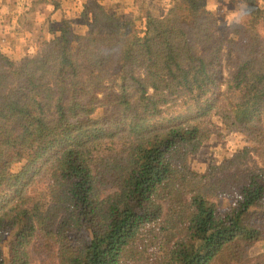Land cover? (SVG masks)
<instances>
[{
	"label": "trees",
	"instance_id": "trees-1",
	"mask_svg": "<svg viewBox=\"0 0 264 264\" xmlns=\"http://www.w3.org/2000/svg\"><path fill=\"white\" fill-rule=\"evenodd\" d=\"M218 1L83 0L0 52V264H264V0ZM215 117L250 146L199 173Z\"/></svg>",
	"mask_w": 264,
	"mask_h": 264
},
{
	"label": "rangeland",
	"instance_id": "rangeland-1",
	"mask_svg": "<svg viewBox=\"0 0 264 264\" xmlns=\"http://www.w3.org/2000/svg\"><path fill=\"white\" fill-rule=\"evenodd\" d=\"M76 1H77V6L74 8V14H70L66 17L71 19L70 24L72 26L73 31L77 34H83V32L85 31V16L83 15V6L81 7V2L83 3V0H76ZM163 1L168 2L171 0H163ZM86 2L87 0H85V3ZM97 2H100L101 5L107 9L118 11L119 12L118 14L123 16V18L125 19H133L141 11V8L138 9V12L137 10H134L133 0H97ZM61 4L62 6H64L65 0H62ZM207 5L209 10L213 12L220 8L221 13L224 14V18L226 17L228 19H232L231 17V12L233 10V7H231L232 4L226 3V5H224L221 4L218 0H208ZM154 9H156V7ZM85 10L88 11L86 8ZM145 10H142V13L139 16V18L143 15ZM44 14H48V13H44ZM219 15L221 16L222 14ZM9 22H10L9 18L1 10L0 38L4 39L3 32L12 33L15 29L16 32H19L20 29L23 28L22 26L26 25V23L22 24L19 22H15L13 24H10ZM39 22L41 23L43 22L39 17L37 19L30 18L29 25L33 28H29L25 32L27 37L22 36L25 39V42H20L22 38L20 37L16 41H11L10 39L6 40L3 46V41H2V46H0L1 52L5 53L11 59H14L17 62L20 61V59L25 57L26 55H29L28 53H39L40 51H42L43 48H45L46 45L49 43L48 40L50 35L47 34L48 37L46 35V33L49 32L48 29H44L40 31L37 30ZM136 26L139 29L141 28L140 21L136 22ZM23 31L19 34V36L23 34ZM40 34H42L44 41L40 39ZM194 46L197 48V42L194 44ZM24 48L28 49V53L27 52L24 53L23 51ZM224 50L227 51V45H225ZM0 65H2L1 60H0ZM221 88L225 89L226 88L225 84L222 85V83H220V89ZM213 122L215 123V125H217L218 129L213 132L214 134L211 135L210 139L207 142L203 143V145L199 148L197 153L190 157L189 167L192 170L199 173H204L209 167L222 163L225 159L231 158L236 153H240L244 147L250 146L248 140L243 134L235 131L232 132L227 131L225 126L226 123L224 119L215 117L213 119ZM255 159L256 158H251L250 156L249 157L245 156L244 164L242 165H244L245 167H251L255 164L254 163ZM257 228L258 230L262 231L260 235L261 240L256 244V247L251 251L252 252L251 256H260V255L264 256V219H262L261 222H259ZM261 242L262 244L260 245L259 243Z\"/></svg>",
	"mask_w": 264,
	"mask_h": 264
},
{
	"label": "crops",
	"instance_id": "crops-1",
	"mask_svg": "<svg viewBox=\"0 0 264 264\" xmlns=\"http://www.w3.org/2000/svg\"><path fill=\"white\" fill-rule=\"evenodd\" d=\"M61 1L62 0H0V9L9 18L10 24L15 22L22 24L26 23V25L22 26L23 28L20 29L19 32H16V29L12 33L3 32L4 39L0 38V46H2V41L4 46L6 40L10 39L11 41H16L22 36L27 37L25 32L29 28H33L29 25L30 18L37 19L39 17L43 21L42 23L39 22L37 27L38 31L50 27L53 29H59L67 22H71V19L66 16L74 14V8L77 6V1L65 0L64 6H62ZM22 31L23 34L19 36ZM40 39L43 40L42 34H40ZM20 42H25V39L22 37ZM23 51L24 53H28L27 48H24Z\"/></svg>",
	"mask_w": 264,
	"mask_h": 264
}]
</instances>
